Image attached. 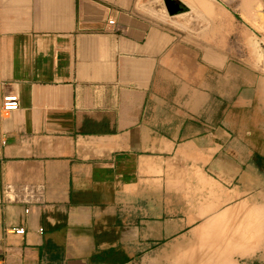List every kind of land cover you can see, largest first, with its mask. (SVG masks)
Here are the masks:
<instances>
[{
	"label": "crops",
	"instance_id": "crops-1",
	"mask_svg": "<svg viewBox=\"0 0 264 264\" xmlns=\"http://www.w3.org/2000/svg\"><path fill=\"white\" fill-rule=\"evenodd\" d=\"M188 8L216 6L0 0V264H183L243 204L260 244L233 264H264V39L205 49Z\"/></svg>",
	"mask_w": 264,
	"mask_h": 264
},
{
	"label": "rangeland",
	"instance_id": "rangeland-1",
	"mask_svg": "<svg viewBox=\"0 0 264 264\" xmlns=\"http://www.w3.org/2000/svg\"><path fill=\"white\" fill-rule=\"evenodd\" d=\"M206 1H212L216 6V9L200 10L196 8H188L185 10L186 14L184 15L186 16V21H185L186 23L183 21L184 24L181 26L182 27L181 29L185 27L187 32L189 33L192 32L200 35L199 39L202 38L205 49L212 47L223 48L224 45L229 41V38L233 39L231 35L229 36L230 34L229 24L231 22L235 23L237 26L246 23V25L254 31V35H251L252 39L248 41L249 39L247 38L245 42L246 48H251L253 50L263 47L261 41L262 39H264V7L259 6V3H257L260 0H235L236 5L227 8H224L222 4L216 3L214 0H206ZM239 5L241 7H238ZM251 59L253 60V62H255L258 58L257 56L253 55ZM227 211H228L227 207L221 208V212L226 213ZM241 212L242 211L240 209H236L237 215H239ZM191 233L194 234H190V232L187 234L188 239H190L188 240L189 244H196V245L199 244V246H201L200 245L201 243L198 238L202 237L203 234L200 232H196V233L191 232ZM192 250H197L198 255L201 256L199 252L200 249L198 248H187L186 251L184 249H177V250L174 249L171 250V254H170L172 256L171 257L172 259H170L171 262L187 261L184 255H187ZM203 251L207 252L209 256L214 255L215 257H218L220 260V264L234 263L236 250H234L233 247L229 249L223 247L207 248L204 249ZM241 251L244 250L242 249ZM173 252H175V254ZM223 258L226 259L223 260Z\"/></svg>",
	"mask_w": 264,
	"mask_h": 264
},
{
	"label": "bare ground",
	"instance_id": "bare-ground-1",
	"mask_svg": "<svg viewBox=\"0 0 264 264\" xmlns=\"http://www.w3.org/2000/svg\"><path fill=\"white\" fill-rule=\"evenodd\" d=\"M240 210L242 212L239 215H237L236 212L230 213L229 211H227L226 213H223L220 211L214 219H212L210 222L205 223V226L203 227L204 231L200 232L203 234V236L202 237L198 236L201 246L196 247L200 249L199 252L201 256L198 255L197 250H192L187 255H184L187 261L186 263L184 262L182 263L183 264H202L203 262L213 261L215 259L214 258L215 256L214 255L209 256L207 252L203 251L204 249H207V248L223 247V248L229 249V248H232L236 244L237 246H240L243 248L246 247L248 249L250 246L255 247V245L260 244L259 242L260 233H258V228L260 225V218L259 216H257V213H259V208H256V207L251 208L243 204L240 207ZM256 229H257L256 233L251 232V231H255ZM190 234H194V233L190 232ZM186 248H185V251L187 250ZM173 253L175 254V252ZM225 259L226 258H223V260Z\"/></svg>",
	"mask_w": 264,
	"mask_h": 264
},
{
	"label": "built area",
	"instance_id": "built-area-1",
	"mask_svg": "<svg viewBox=\"0 0 264 264\" xmlns=\"http://www.w3.org/2000/svg\"><path fill=\"white\" fill-rule=\"evenodd\" d=\"M18 102L15 99H8L2 105V111L4 113L14 112L18 109ZM16 234L22 235L24 233L23 229L15 230Z\"/></svg>",
	"mask_w": 264,
	"mask_h": 264
}]
</instances>
